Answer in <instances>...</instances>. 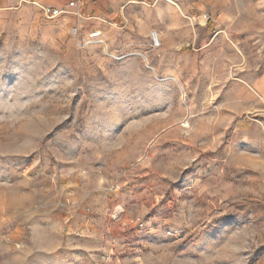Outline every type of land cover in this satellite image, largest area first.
I'll list each match as a JSON object with an SVG mask.
<instances>
[{
  "label": "rangeland",
  "instance_id": "1",
  "mask_svg": "<svg viewBox=\"0 0 264 264\" xmlns=\"http://www.w3.org/2000/svg\"><path fill=\"white\" fill-rule=\"evenodd\" d=\"M40 4L0 3V264H264V0H133L87 48Z\"/></svg>",
  "mask_w": 264,
  "mask_h": 264
},
{
  "label": "built area",
  "instance_id": "2",
  "mask_svg": "<svg viewBox=\"0 0 264 264\" xmlns=\"http://www.w3.org/2000/svg\"><path fill=\"white\" fill-rule=\"evenodd\" d=\"M33 1L39 3L36 0H20ZM90 0H70L64 5L55 6L49 4H40L42 12L47 18H60L67 20L69 18L75 19V22L71 26V32L77 37V44L80 48H87L92 45H104L107 41L105 38V32L101 27H96L87 30L83 24V20H89L96 18L90 15L84 8ZM174 2L175 0H168ZM206 20L210 19L207 14H204ZM162 44V39L158 31L152 32V45L159 47Z\"/></svg>",
  "mask_w": 264,
  "mask_h": 264
},
{
  "label": "crops",
  "instance_id": "3",
  "mask_svg": "<svg viewBox=\"0 0 264 264\" xmlns=\"http://www.w3.org/2000/svg\"><path fill=\"white\" fill-rule=\"evenodd\" d=\"M16 1L17 0H0V3L11 4ZM36 1L41 4L60 6L66 4L70 0H36ZM130 1L133 0H90L84 9L90 15L95 17H101L106 21L109 19L116 18V16L120 12V9L124 7L126 4H128Z\"/></svg>",
  "mask_w": 264,
  "mask_h": 264
}]
</instances>
